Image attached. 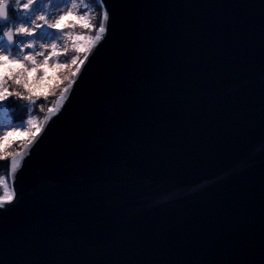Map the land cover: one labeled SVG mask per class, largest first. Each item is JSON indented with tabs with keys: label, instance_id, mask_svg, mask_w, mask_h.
I'll return each instance as SVG.
<instances>
[{
	"label": "water",
	"instance_id": "water-1",
	"mask_svg": "<svg viewBox=\"0 0 264 264\" xmlns=\"http://www.w3.org/2000/svg\"><path fill=\"white\" fill-rule=\"evenodd\" d=\"M101 1L14 158L0 264H264V0Z\"/></svg>",
	"mask_w": 264,
	"mask_h": 264
},
{
	"label": "snow or ice",
	"instance_id": "snow-or-ice-1",
	"mask_svg": "<svg viewBox=\"0 0 264 264\" xmlns=\"http://www.w3.org/2000/svg\"><path fill=\"white\" fill-rule=\"evenodd\" d=\"M35 3V0H26L25 3L22 5L21 11H27L30 9L32 4ZM74 7V5H73ZM72 12H66L59 17L54 23L49 24L48 27L52 29H59L64 22V20L71 16ZM0 19L3 22L11 23L8 18V10L5 5L0 3ZM41 21L46 22V17L41 15L39 17ZM81 20L84 19L83 16L80 17ZM103 19H108L107 11L103 13ZM32 23L34 24L35 21L33 20ZM44 25H35V27H43ZM86 28L91 27V25L85 23L84 25ZM107 31L106 26L101 23L99 25V32L105 33ZM35 32L34 29H30L29 26H25L23 22H21L19 27H16L14 30L10 29L7 32H3V37H6L8 43H4L3 46H0V104H2L5 100H8L10 97H22L24 100L33 101L34 95H36L33 89L30 87V84L33 82H42L47 80L49 69L52 68L54 71L59 68H68L69 65L67 64H55L50 65V60L53 56L57 55L56 52V45H52V51L49 56H45L43 52L33 53L30 50L34 47L33 44L27 43L26 45V52L23 58L19 56H14L11 52V48L15 46L14 43V35H22L26 37L34 36ZM81 39V38H78ZM97 40L100 39L99 36L96 37ZM37 56L44 57L42 60H38ZM87 60V56H85L84 60H79V58H73L71 60V65L74 66V71L72 73L73 76H76L80 73L81 69L78 65H82ZM67 78V77H66ZM14 84L19 89H23V91H11L10 87ZM64 93L69 92V88H64ZM40 95H43L41 93ZM33 121L29 120L28 124H32ZM14 134V130L8 132L6 136L0 137V139H7L8 136ZM12 197L9 195H5L4 197H0V208L5 206V201L11 202Z\"/></svg>",
	"mask_w": 264,
	"mask_h": 264
},
{
	"label": "trees",
	"instance_id": "trees-1",
	"mask_svg": "<svg viewBox=\"0 0 264 264\" xmlns=\"http://www.w3.org/2000/svg\"><path fill=\"white\" fill-rule=\"evenodd\" d=\"M76 12H79V16L82 13L88 11L87 20H68L66 22V32L71 33L73 37L71 42L65 38L63 35L62 44L67 45V51H65L66 64L69 65L68 68H61L57 75L48 76L47 85L49 86L46 90L44 86H37L33 89L34 100L27 101L22 97L12 96L5 103L10 107V115L16 121L24 120L28 114V105L30 103L34 104L35 110L38 115L42 118L45 116L47 109L55 102L57 97L60 95L62 90L67 85L66 78L68 75L72 78L74 66L71 65V60L77 58L80 55L79 60H81L85 54L84 46L91 42L93 36L97 32V29L101 23V18L103 14V8L98 0H77V5H75ZM78 14V13H77ZM85 23L91 25V27H85ZM81 39H78L80 38ZM64 78V80H62ZM50 82V83H49ZM62 82V83H61ZM31 87V86H30ZM11 91H23V89L17 88L16 85L12 84L10 87ZM43 93V95H40ZM35 102V103H34ZM33 132L30 131L26 138L14 139L13 142L7 143L3 151H0V175H9L11 168V157L13 154L21 149L26 141H28ZM6 192L2 185L0 184V197H4Z\"/></svg>",
	"mask_w": 264,
	"mask_h": 264
},
{
	"label": "rangeland",
	"instance_id": "rangeland-1",
	"mask_svg": "<svg viewBox=\"0 0 264 264\" xmlns=\"http://www.w3.org/2000/svg\"><path fill=\"white\" fill-rule=\"evenodd\" d=\"M25 2L26 0H17L18 5H20L21 7ZM69 10H70L69 0H35V3L32 4L29 10L22 11L21 13L19 12L20 13L19 20L12 22L10 24L11 27H9L7 31L10 29L14 30L16 27L20 26L21 22H23L25 26H29L30 29H34L35 32L34 36L32 37L25 36V38L21 42V45L24 47V50L26 49L27 43H31L34 45V47L27 51H31L34 54L38 52H43L45 56H49L52 51V45L55 44L57 53L59 51H64L65 53V51H67L68 48L67 45L64 44H63V48L60 46V39L58 37L59 30L49 28L48 25L54 23L57 19H59L61 15L68 12ZM41 15L46 17V22L41 21L39 19ZM85 17L87 16L85 15ZM33 20L35 21L34 24L32 23ZM35 25H44V26L35 27ZM65 35H66L65 38L68 40V42H71L73 39L71 33L65 32ZM4 39L7 40L6 37H4ZM0 46H3V44L0 43ZM64 53H62L60 56L57 55L53 56L50 60V65H55L57 63L66 64V59H65L66 57ZM25 54H27L26 50L24 55ZM77 57L80 58V55ZM43 58L44 57L37 56L38 60H42ZM50 70L54 72V76H55L60 72L61 68L56 69L55 71L52 68H50ZM67 78H68L67 82L72 81L70 75H68ZM62 80H64V78ZM30 86L32 89L36 88L37 86H44L46 87V90L49 87L46 83V80L42 82H33L30 84ZM5 115L6 114L0 109V137L6 136L8 132H11L13 130H14L13 135H25L27 132L28 125L38 127L39 121L36 114H31L28 117V119L25 121V123H20V124H12L6 122ZM29 120H32L33 123L28 124ZM7 138H9V143L13 142V140L10 139V136H8ZM4 140L5 139H0V143H2ZM0 181H3L7 184L8 193L9 195L12 194L11 182L5 177H0Z\"/></svg>",
	"mask_w": 264,
	"mask_h": 264
}]
</instances>
